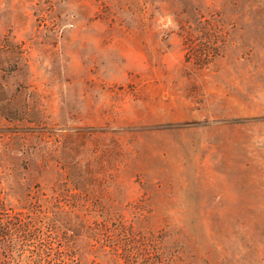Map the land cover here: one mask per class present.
Returning a JSON list of instances; mask_svg holds the SVG:
<instances>
[{
	"label": "rangeland",
	"instance_id": "374dc122",
	"mask_svg": "<svg viewBox=\"0 0 264 264\" xmlns=\"http://www.w3.org/2000/svg\"><path fill=\"white\" fill-rule=\"evenodd\" d=\"M0 183H115L264 264V0H0Z\"/></svg>",
	"mask_w": 264,
	"mask_h": 264
},
{
	"label": "trees",
	"instance_id": "16d2710c",
	"mask_svg": "<svg viewBox=\"0 0 264 264\" xmlns=\"http://www.w3.org/2000/svg\"><path fill=\"white\" fill-rule=\"evenodd\" d=\"M16 186L13 201L0 183V264H194L180 228L148 225L145 199L125 201L115 183Z\"/></svg>",
	"mask_w": 264,
	"mask_h": 264
}]
</instances>
